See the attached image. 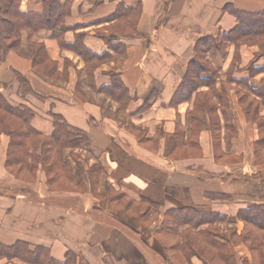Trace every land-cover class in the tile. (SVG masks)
<instances>
[{
	"label": "crops",
	"instance_id": "obj_1",
	"mask_svg": "<svg viewBox=\"0 0 264 264\" xmlns=\"http://www.w3.org/2000/svg\"><path fill=\"white\" fill-rule=\"evenodd\" d=\"M66 1L71 9L66 19L68 31L57 39L52 31L41 30L31 42L44 45L50 60L57 64V75L67 80L43 76L34 68L33 55L11 51L4 62L0 61V92L11 105L32 108L36 112L33 126L43 135L53 133V114L86 132L91 142L88 149L68 153L86 158L82 164L85 171L99 162L104 169L103 180L109 186L135 201L147 199L157 204L161 218L167 211L180 209L219 214L228 218L222 222L228 227L216 223L215 228L222 234L232 236L234 232L239 237L245 224L238 219V212L264 205V163L259 164L255 155V145L262 135L257 124L247 117L237 96L242 90L249 92L243 82L247 81L254 89L264 87V39L238 49L235 44L226 43L221 52L207 55V61L217 72L216 82L213 87L200 86L198 91L211 93L216 109L214 113H206L205 125L197 130L194 147L189 141L195 130L191 118L195 94L190 100L175 102L173 98L194 58L197 40L205 36L222 38L238 26L226 7L261 13L264 0H62ZM8 2L0 0V5L7 6ZM45 2L22 0L20 9L41 14ZM122 4L130 13L126 14L124 26L131 22L135 29L112 31L119 23L114 16ZM99 30L103 35L97 34ZM83 33H86L83 45L93 54L105 55L110 60L97 68L90 81L87 75H79L85 66L83 59L68 48ZM23 50L29 51L27 33L23 34ZM112 73L120 76L132 98L123 117L128 124L146 131L147 139L162 134L158 152L142 147L127 132L128 124L111 113L120 105L99 93L100 88L111 83ZM18 76L27 79L34 94L20 97ZM252 97L263 101L260 96ZM261 114L264 116V111ZM213 121L216 128L211 127ZM180 131H184L185 148L197 156L168 159L167 150L174 143L171 139ZM165 134L169 136L164 137ZM8 146L9 137L2 135L1 243L11 245L22 241L31 247H45L60 261L72 250L83 258L80 264H179L164 257L162 246L156 245L153 234L141 238L140 218L124 217L134 219L131 227L135 229L105 220V216L113 215L96 209L101 199L91 195L88 176L83 178L84 207L76 210L75 207L68 210L61 204L49 206V195L44 196L43 191L34 189L37 194L33 196V191L25 192L21 185L19 190L13 189L20 181L5 169ZM73 164L76 169L75 161ZM50 197L63 198L58 194ZM64 197L75 199V195ZM130 231L141 239L133 237ZM222 243L227 244L235 264L253 262L251 250L244 243ZM185 263L213 264L198 256Z\"/></svg>",
	"mask_w": 264,
	"mask_h": 264
},
{
	"label": "trees",
	"instance_id": "obj_2",
	"mask_svg": "<svg viewBox=\"0 0 264 264\" xmlns=\"http://www.w3.org/2000/svg\"><path fill=\"white\" fill-rule=\"evenodd\" d=\"M21 1L11 0V4L6 11L0 6L1 62L6 60L7 55L11 51L18 52L22 49L24 33H27L28 39L31 41L32 36L37 35L41 30L52 31V35L57 39L68 31L66 19L71 12L70 2L46 0L45 9L40 14L22 12L20 9ZM226 10L237 19L238 26L234 30L225 33L222 38L205 36L197 40L194 46V58L189 62L183 83L173 98L175 102L186 98L190 100L195 94L194 109L191 113L192 125L195 130L192 131L191 141H189V144L193 147L197 144V130L203 129L205 125L206 113H214L216 109L211 93L198 91L200 86L213 87L216 82L217 72L211 68V64L207 61V55L221 52L226 43L235 44L238 49L243 44H256L264 39V12L253 14L234 9L233 7H226ZM126 14L128 16L130 13L122 4L114 17L118 19L120 24H117L119 26L127 27L131 31L134 28L131 22L129 25L124 26L126 24L124 19H127ZM68 48L75 50L85 61L88 81L93 78L94 72L102 64L103 60L107 59L105 55H96L87 49L83 45V38L80 36H77L75 43L72 46H68ZM46 53L43 45L37 46V50L33 53L34 68L45 77L55 78L58 70L57 64L50 60ZM236 61L238 60H235V63ZM235 63H233V66ZM41 67L44 68V72ZM110 77L111 83L100 88L99 93L117 102L120 105L119 112L124 113L132 98L118 74L112 73ZM228 78L230 81V77ZM65 79L67 80V77ZM18 80L20 81L21 95L26 94L28 90L29 92L32 91L27 79L23 76H18ZM243 84L249 89V92L241 95V102L247 117L257 124L261 132L262 137L255 145V155L257 162L263 164L264 118L261 117L260 104H253L256 100L250 94L256 97L260 96L264 103V87L254 89L247 81L243 82ZM25 94L22 97H25ZM246 98L251 99V101L247 102ZM35 116L36 113L31 108L11 105L0 92V138L2 135L9 137L5 163L7 170L17 178H23L24 176L20 174L25 173L31 179L34 178L32 175H36L37 171L41 169L46 175L49 189L56 192L58 190V192H61L58 187H61V185L65 187L66 184L70 186L72 191L76 188L85 191L86 187L84 186L83 178L88 176L93 191L92 181L94 177L103 176L104 174V169L100 163L97 162L88 171H85L79 163H76V170L79 171V182L76 183L75 167L64 158V153L67 150L74 151L89 147L91 142L87 133L71 126L61 116L53 114V133L50 136H45L33 127ZM216 126L213 121L211 127L216 128ZM140 133L143 132L140 131ZM161 136L162 134H159L152 139H147L146 137V141L140 138V143H153L158 146ZM72 156L74 159L78 158L77 155ZM52 158L54 159L52 160ZM33 181L36 183V180ZM118 196L120 198L124 197L129 202L137 203L139 206L147 205L149 210L142 214L143 219L146 214H149L150 210L160 216L159 206L147 199L135 201L123 193H118ZM164 217L171 221L172 225L167 229V232L170 236L177 238L178 243L174 246L178 247L177 252L183 256L186 262H189L192 257L198 256L203 258L204 261L209 260L213 264H235V259L229 255L227 244L222 243V241H235V243H244L249 247L253 256L251 264H264V238H262V234H264V205H256L250 209L240 210L238 219L244 222L245 230L239 237H235L236 235L233 232V235H229L227 240L223 239V235L215 228L216 223L228 221V218L222 215L201 214L192 209H180L167 211ZM205 226L207 228L200 230ZM28 248H30V245L22 241H18L11 246L0 243V260H19L25 264H78L77 256L74 254H67L66 259L60 261L53 258L49 249L45 247L36 246L33 247V251ZM209 249L215 250V254L212 253V256L209 257L210 259L205 257V252H200H207ZM244 264L249 263L245 262Z\"/></svg>",
	"mask_w": 264,
	"mask_h": 264
},
{
	"label": "rangeland",
	"instance_id": "obj_3",
	"mask_svg": "<svg viewBox=\"0 0 264 264\" xmlns=\"http://www.w3.org/2000/svg\"><path fill=\"white\" fill-rule=\"evenodd\" d=\"M10 4H11V0H9L7 6H4L2 4L0 6H2L3 9L7 10L8 6ZM4 7H6V8H4ZM118 24H120V23H118ZM118 24L115 25V27L112 29V31H121V30H127L128 29L127 27H121V25L119 26ZM85 34L86 33H83V34L77 35V36H80V37L84 38ZM97 34L98 35H101V34L103 35V33L100 32V30H99V32H97ZM77 36H76L75 40H77ZM32 37H34V36H32ZM22 44H23V39H22ZM39 45H42V44L35 43L34 41L31 42L28 39V49H29V51H24L23 50V46H22V49H20V52H22L24 54L28 53V54L33 55L34 51L37 50V46H39ZM83 62L85 64L84 60H83ZM109 62H110V60H108V58H107L106 60H103L102 64H100L99 67H101L104 63H109ZM99 63H101V62H99ZM211 68L213 69V71H215L213 66H211ZM41 69L44 72V68L41 67ZM83 74L86 77V66H84L83 70L79 73L80 76H82ZM47 78H49V77H47ZM55 80L56 81H66V79H65V77L63 75H56L55 76ZM20 88H21V86H20ZM23 93H24V91H23ZM28 94H34V92L33 91L29 92V90H28V92L25 94V96L28 95ZM243 94H247V92L242 90V91H240V93H237V96L239 98V101H240L241 105H242L241 95H243ZM23 95H21V91H20V97H22ZM250 96L252 97L251 94H250ZM87 98L84 97L83 100L85 101V100H87ZM212 99H213V97H212ZM246 99H247V102L251 101V99H249V98H246ZM256 101L253 104H255V105L260 104L259 106H261V110L264 111V103H263V101H261L260 103L258 101L257 102ZM20 106H22V105H20ZM26 107L30 108L27 105H26ZM242 107H243V105H242ZM113 112L117 116L116 117L117 119L119 118V119L122 120L123 123L128 124V121L126 120V118L123 117L124 113H120L118 108H117L116 111H112L111 113L113 114ZM261 117L264 118V116L262 114H261ZM126 130H127V132L129 134H131L135 138H137V140L139 142H140V138H143L146 141V137H147L146 133L147 132L142 130L141 127H135V125L130 123V124H128ZM140 131L143 132V133H140ZM183 132L180 131L177 134V137L175 139H171V141H173L174 143H173V146H171L169 148V150H167L166 157L168 159L173 158V159L181 160V159H186V158H191V157L197 156L196 152H194L192 150H188L187 148H185L186 146H182V145H185L184 144V139H183ZM45 136H47V135H45ZM167 136H169V135L168 134L164 135V137H167ZM145 141H143V142H145ZM159 143H160V140H159ZM159 143H158V146H155L153 143H145V144L141 143V146L146 148V150H149L151 152H158L159 148H160ZM87 149L88 148H86V150ZM79 150H85V149H79ZM182 150H186V152L183 153V152H181ZM68 151L69 150H67L64 153L65 160L69 161L71 164H73V161H75V164L79 163L83 168H85L84 165H82V164L84 163V160H86V158L83 159L82 157H78V158L74 159L73 156H72V155H74V153L73 154L72 153H68ZM53 159L54 158H52V160ZM78 159L83 160V162H81V160L78 161ZM87 159H88V156H87ZM50 161H51V157H50ZM73 166H74V164H73ZM5 169H6L7 173H9L11 176L14 175V174H11L7 170L6 166H5ZM75 173H76L75 174V180H76V175L79 176V171L75 169ZM20 175L24 176L23 177L24 179L21 178V177L17 178L15 176H13L14 178H16L17 180L20 181L19 184H15L13 186V189H16V188L18 189L19 185H21L22 186L21 188H25V192H29L30 190L33 191V193H32L33 196H35L37 194L34 191V189L35 190H39V191H43L44 196L45 195H47V196L49 195L47 197V201L49 202L48 203L49 206L51 204H61L65 208H68V210H71L70 207H75V210L84 207V203L82 201L84 199L82 197L86 198V195H82V194H84L85 191H82L81 189H77V188L72 191L70 186L68 184H66V183H65L66 184L65 187H62V185H61V187L60 186L58 187L59 189H61L60 190L61 192H58L59 190L57 192L56 191H51L49 189V187H48L47 180L45 179L46 175H45L43 170H41V169L38 170L36 175H34V174L32 175L34 178H31V179H30V176L28 174L22 173ZM11 180L14 181L13 179H11ZM33 180H36V183H34ZM41 181H45V182H41ZM92 182H93L94 189L92 191V188H91V191L93 192V194L91 193V195H93L95 197H99L101 199V200H98L99 204L100 203L101 204H100V206H96L97 207L96 209L105 210L106 212L109 213V215L110 214L113 215V216H109V218H107L108 216L106 217L104 215V213H102L100 211L102 213V215L105 216V218H104L105 220L110 222L112 225H119V226L125 225V226H128V227H131L132 226L131 222H132V220H134L132 218L133 217L140 218L141 219V220H139L140 224L138 222V225H140V226L138 228L141 229L140 232H139V234H141L140 235L141 238L145 239V238H147V236H151L153 234V237L156 240V242H155L156 245L159 244V245L162 246V250H160V251L164 255L165 258H168L171 261H177L179 264H186L185 263L186 261L183 259V256L179 252H177L178 247L174 246L175 244L178 243L177 238H175L173 236H170L168 234V232H167V229L172 225L171 221L169 219H165V217L161 218L160 216H157L153 210H150L149 214H146V217L143 219L142 214L145 211L149 210L147 205H140L139 206V205H137V203L129 202L124 197L120 198L118 196V193H122V192L112 188L111 186H109L108 183H106L103 180L102 176L94 177ZM43 183L45 185H43ZM27 187H30V188H27ZM99 191H101V192L99 193ZM52 194H58L60 196H63V198L61 200H59V199L56 200L55 198H51L50 197V196H52ZM74 195H75V199H73L72 197H64V196H74ZM91 199L93 200L94 198H91ZM95 204H97V203H95ZM89 206L92 207V205L90 203H89ZM119 212H121V214ZM126 215H129V217L131 216L132 218H130V219L124 218ZM117 218H119L124 223L121 224L120 223L121 221L119 222ZM222 224H225L224 228L228 227L227 223H222ZM131 228H134V227H131ZM164 228H165V230H164ZM219 231H221V230H219ZM131 234L136 239H139V240L141 239L140 237H137L133 232H131ZM221 235H223V239H225V240H227V238H229V233H225L224 232L223 234L221 233ZM262 238H264V234H262ZM239 242H240V240H239ZM14 244H11V245H14ZM5 245H8V244H5ZM11 245H8V246H11ZM173 247H175V248H173ZM172 248L175 249V250H173ZM28 249L30 251L34 250V248L31 247V246ZM214 251H215L214 249H209V250H207V252L206 251H200V252H205V254H204L205 257L210 259L209 257L212 256V253L215 254ZM148 253L150 255H152V252H148ZM67 254L76 255L78 264H80V260L82 261V259H83L79 254L75 253V251L70 250V251H67L65 253V256H64L63 260L66 259ZM251 254H252V252H251ZM0 264H25V263H23L22 261H19V260H12L11 261L9 259H1L0 260Z\"/></svg>",
	"mask_w": 264,
	"mask_h": 264
}]
</instances>
